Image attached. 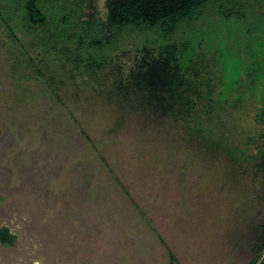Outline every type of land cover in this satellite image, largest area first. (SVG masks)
Returning <instances> with one entry per match:
<instances>
[{
  "label": "rangeland",
  "instance_id": "1",
  "mask_svg": "<svg viewBox=\"0 0 264 264\" xmlns=\"http://www.w3.org/2000/svg\"><path fill=\"white\" fill-rule=\"evenodd\" d=\"M106 1L32 0L34 26L29 0H0V228L16 238L0 264H170L169 250L179 264H249L264 184L233 149L237 119L207 122L204 101L190 118L154 112L129 75L145 48L174 42L213 79L214 115L238 108L255 127L264 0H212L176 37L109 29Z\"/></svg>",
  "mask_w": 264,
  "mask_h": 264
},
{
  "label": "trees",
  "instance_id": "2",
  "mask_svg": "<svg viewBox=\"0 0 264 264\" xmlns=\"http://www.w3.org/2000/svg\"><path fill=\"white\" fill-rule=\"evenodd\" d=\"M87 1L94 3L96 0ZM29 2L27 19L31 25L36 26L43 22L42 19H38L41 13L33 5L32 0ZM211 2L212 0H107V24L109 29L114 26H137L135 29H142L143 26L148 29L160 27L162 34L176 37L182 26L192 25L203 18L205 8ZM232 17H234L232 14L226 15L228 19ZM199 46L200 44L198 48ZM179 49L174 42L157 48H145L142 59L129 75L133 89L145 99L146 104L154 112L158 111L163 115L183 112V115L190 118L198 108V102L204 101L207 122L215 117L225 124L227 117L229 119L230 116H234L237 120L230 127L233 149L250 154L248 158L243 159L256 161L257 174L264 184V108L257 113L256 125L251 129L241 126L238 112L236 116L238 108H235V112L227 111L223 117L221 114L215 116L214 112L218 109L212 99L215 89L212 85L213 79L209 76L201 78L200 72L206 73L201 69L203 65H197L196 58H190L188 64ZM262 98L264 100V94ZM242 100L237 102V106H241ZM221 117L223 119H220ZM260 227L261 242L256 246L255 256L249 264H264V220ZM15 239V235L8 227L0 228L2 245L12 246ZM168 255L170 264H179L173 252L169 250Z\"/></svg>",
  "mask_w": 264,
  "mask_h": 264
}]
</instances>
